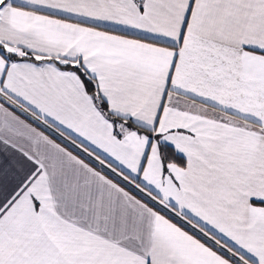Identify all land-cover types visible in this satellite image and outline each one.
<instances>
[{
    "label": "snow or ice",
    "instance_id": "1",
    "mask_svg": "<svg viewBox=\"0 0 264 264\" xmlns=\"http://www.w3.org/2000/svg\"><path fill=\"white\" fill-rule=\"evenodd\" d=\"M0 264H264V0H0Z\"/></svg>",
    "mask_w": 264,
    "mask_h": 264
}]
</instances>
